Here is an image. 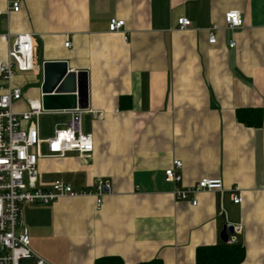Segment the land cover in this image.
Returning <instances> with one entry per match:
<instances>
[{
  "label": "crops",
  "instance_id": "crops-1",
  "mask_svg": "<svg viewBox=\"0 0 264 264\" xmlns=\"http://www.w3.org/2000/svg\"><path fill=\"white\" fill-rule=\"evenodd\" d=\"M231 9L240 12V26H226ZM181 17L191 25L180 29ZM112 18L124 21L120 30L108 29ZM213 24L216 42L209 43ZM7 32L32 34L37 71L31 88L15 73L24 96L16 109H26L27 98L41 100L42 63L64 60L86 71L88 108L103 112L81 116L94 144L88 158L74 151L38 161L44 185L110 183L99 210L93 194L21 203L38 255L48 264H94L104 256L196 264L197 248L224 243L220 232L232 226L239 231L227 235L244 248L238 264H264V0H21L19 11L0 15V62ZM240 108H259L261 124L240 122ZM67 119L42 115L40 136ZM174 160L181 180L166 182ZM203 177L222 187L174 197L175 187Z\"/></svg>",
  "mask_w": 264,
  "mask_h": 264
},
{
  "label": "built area",
  "instance_id": "built-area-1",
  "mask_svg": "<svg viewBox=\"0 0 264 264\" xmlns=\"http://www.w3.org/2000/svg\"><path fill=\"white\" fill-rule=\"evenodd\" d=\"M21 0H8L6 8L0 10V15L17 12ZM228 27L242 24L240 12L231 9L224 14ZM124 25L122 19L112 18L109 21L110 31L120 30ZM191 25L186 17L178 19V27L184 29ZM216 24L208 31V42L215 43ZM7 44L6 58L0 62V264H48L29 244V234L21 219L20 204L23 202L49 203L59 197H75L93 194L96 197V209L102 206V195L109 190L108 180L99 179L91 187L75 188L62 180L56 179L44 185L39 180L38 161L43 157H64L69 152H78L88 158L93 150L92 135L81 129V116L91 113L94 118L101 117L102 111L89 108H70L46 110L40 99L27 98L24 110L16 109L15 103L21 101L23 91L13 84L15 73H28L34 65L32 34L29 32L10 33L2 35ZM69 41L64 45L69 46ZM231 41L229 46H234ZM47 113H60L68 116L64 127H57L53 133L42 138L39 133V118ZM181 167L180 160H174L171 167L165 169L164 180L177 183L181 175L176 169ZM222 187L220 179L203 177L189 187H175L173 195L179 199H189L190 196L203 190H215ZM235 190H238L235 187ZM196 205L195 197L191 199ZM234 203L240 201V196L234 194ZM235 232L239 227H232ZM236 236L227 237V243H234Z\"/></svg>",
  "mask_w": 264,
  "mask_h": 264
},
{
  "label": "water",
  "instance_id": "water-1",
  "mask_svg": "<svg viewBox=\"0 0 264 264\" xmlns=\"http://www.w3.org/2000/svg\"><path fill=\"white\" fill-rule=\"evenodd\" d=\"M41 103L46 110L88 108L86 71L68 69L64 60L42 63ZM232 226H223L222 241H227V232Z\"/></svg>",
  "mask_w": 264,
  "mask_h": 264
},
{
  "label": "trees",
  "instance_id": "trees-1",
  "mask_svg": "<svg viewBox=\"0 0 264 264\" xmlns=\"http://www.w3.org/2000/svg\"><path fill=\"white\" fill-rule=\"evenodd\" d=\"M240 122L250 126L261 124L262 113L259 108H240L236 112ZM244 257V248L239 243H220L212 246L198 247L196 264H238ZM94 264H122L119 257L104 256L97 258Z\"/></svg>",
  "mask_w": 264,
  "mask_h": 264
},
{
  "label": "rangeland",
  "instance_id": "rangeland-1",
  "mask_svg": "<svg viewBox=\"0 0 264 264\" xmlns=\"http://www.w3.org/2000/svg\"><path fill=\"white\" fill-rule=\"evenodd\" d=\"M36 72H37L36 68H34V69H32V71L30 73H21V75L18 74L17 76L18 77L22 76V78H24V82L26 84L25 86L31 88L32 86L37 85V83L35 81H33V76L35 75ZM37 75H38L37 77L39 78V74H37ZM60 127H64V126L61 125Z\"/></svg>",
  "mask_w": 264,
  "mask_h": 264
}]
</instances>
